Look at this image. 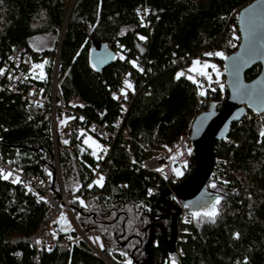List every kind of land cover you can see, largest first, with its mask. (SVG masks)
<instances>
[{
  "label": "trees",
  "instance_id": "obj_1",
  "mask_svg": "<svg viewBox=\"0 0 264 264\" xmlns=\"http://www.w3.org/2000/svg\"><path fill=\"white\" fill-rule=\"evenodd\" d=\"M247 1L0 0V67L18 46L34 57L53 56L64 25L59 87L67 104L112 125L120 105L110 95V88L123 71L137 73V91L123 124L130 127L129 145L136 159H142L175 142L189 129L201 106L222 102L226 91L219 87L205 92L203 104L196 83L184 76L176 79L177 70L208 49L232 50L224 28L234 22L230 11ZM143 7L146 14L141 16ZM41 35L52 36L50 44L37 46L36 38ZM141 36L146 39H139ZM100 45L123 52V59L97 69L89 53ZM132 61L140 62L141 68ZM257 70L252 66L244 75L249 78ZM262 131L264 111L249 112L231 123L227 135L213 142V168L206 189L214 196L192 213L211 207L219 196V215L214 223L193 218L185 224L172 254L155 228L153 264H264ZM74 141L72 137L68 145H59L57 154L67 192L84 185L92 173V158L80 152ZM0 153L28 174H37L44 166L53 169L48 108L31 106L21 94L0 89ZM111 157L115 167L104 175L103 186L87 187L70 204L83 230L98 229L106 247L127 248L134 257L132 264H137L145 258L149 224L159 215L156 199L166 182L154 171L137 168L119 139L112 144ZM192 166L191 153L190 169ZM149 184L157 186L151 194L147 193ZM44 207L43 201L19 184L0 178V264H109L78 245L36 251L32 233ZM158 219L168 224L167 219ZM61 226L57 222L53 231L62 230ZM67 227L66 223L63 229ZM74 232L73 228L70 233Z\"/></svg>",
  "mask_w": 264,
  "mask_h": 264
},
{
  "label": "built area",
  "instance_id": "obj_2",
  "mask_svg": "<svg viewBox=\"0 0 264 264\" xmlns=\"http://www.w3.org/2000/svg\"><path fill=\"white\" fill-rule=\"evenodd\" d=\"M238 7L239 6L230 11V16L234 22H228L224 28L225 40L231 49L237 46L240 39L235 21ZM139 14L144 16L146 14V8L143 7ZM61 32L63 33V31ZM62 33L58 39L53 56L44 54L34 57L26 51L24 46H18L11 51L6 62L0 67V89L21 94L31 106L48 108L49 128L53 142V150L58 148L59 145H68L73 137L75 139L74 145L78 150L90 155L93 160L91 176L84 185L72 192H67L61 180L60 169L58 170L56 162H54L53 169L44 166L37 174H28L22 167L10 164L6 160L5 155L0 153V168L4 169L5 172H12V178L19 176L21 182L17 184H19L26 193L35 196L45 204L42 217L32 233V245L36 251H39L41 248H59L60 250H67L73 245H78L88 252L102 258L109 264H125L127 260H131L133 263L134 257L127 248L115 247L110 249L106 247L103 236L98 229L83 230L73 215L70 201L74 198L81 197L89 185H96L94 181L100 176L104 177L109 170L115 167V161L111 157V148L112 144L117 139H119V144L121 146L126 147L131 162H133L137 168L142 167L146 170L156 172L165 180V187H171V185L183 179V175L190 170L191 153L189 154V150H191V144L189 140V129L184 131L175 142L167 144V147H164L158 153L142 159H136L135 153L129 145L130 127L123 124V117L126 113L128 104L137 91V73L131 70L123 71L114 85L110 88V95L112 97H118L115 99L119 101L120 105L117 118L112 125H107L105 122L89 117L80 109L67 104L60 91L58 78ZM208 52L216 53L217 51L215 49H208L204 51L202 55H197L195 57L200 59L207 57L217 62V71L219 75H217V72L211 70V81L206 77L200 76L198 72H189V64L177 70V73L184 72L185 78H187L188 75H193L195 77L198 82L196 83L198 92L213 91V89L219 88L221 84L223 85V89H225V78L221 66V57L219 59L216 55H205V53ZM115 54L117 58L124 57L123 52L116 51ZM195 57H193L192 60ZM45 61H47L43 69L45 79H38L36 77L39 75L40 70L33 69L32 66L34 64L44 63ZM136 66L141 68L142 65L140 62H137ZM125 80L133 85L131 89L126 88ZM217 80L219 83H217ZM198 84L202 87H198ZM122 89L127 93L126 98L121 92ZM225 93L223 94V98ZM199 100L202 101L203 104L206 103V99L203 96H200ZM202 109L203 106H201V110ZM249 112L260 114L263 111L254 112L252 110H246L244 115H249ZM62 120H67V124H61ZM81 132H83L84 135H81ZM87 137H91L101 145L103 149H106V151L103 152L96 150L97 156L102 158L97 159V156L92 155L94 149L84 143ZM64 140H67L68 143L65 144ZM175 165H178V168L182 169V175L175 174L174 169H177ZM48 173H51V176H49ZM12 178H10L9 181H12ZM209 184H213V181L209 180ZM29 188H31L32 191H29ZM149 190L155 192L157 186L149 184L147 186V193H150ZM40 197H43V199H40ZM169 197L180 206L177 223L178 234L176 238L178 240L181 232L185 231L184 225L193 219L192 212L189 210V207H185L186 204L181 203L173 193H171ZM62 210H64L69 221L72 223L75 229L74 233L57 235L56 232L49 229L48 225L51 224L53 226L52 222L60 218L59 216ZM69 237H71V239H69ZM95 237L100 238L99 242H94L93 238ZM38 240L41 243H37ZM101 244L103 247L100 246ZM123 253H126V255H123Z\"/></svg>",
  "mask_w": 264,
  "mask_h": 264
},
{
  "label": "water",
  "instance_id": "obj_3",
  "mask_svg": "<svg viewBox=\"0 0 264 264\" xmlns=\"http://www.w3.org/2000/svg\"><path fill=\"white\" fill-rule=\"evenodd\" d=\"M236 25L240 34L237 46L221 57L225 78L226 93L222 102H215L200 110L192 119L189 127V140L193 166L188 174L171 187H163L156 199L158 208L165 212L162 217H170L169 226L152 217L149 233L144 244L145 258L137 264H153L152 242L158 228L167 250L172 254L177 241V221L180 206L169 195L188 205L189 210L208 204L213 194L206 189V181L213 165L212 146L215 140L227 135L232 122L239 120L246 110L264 111V0H248L236 11ZM90 62L101 69L117 59L115 51L100 45L89 53ZM252 66L257 72L249 78L244 73ZM55 221L52 222L55 227ZM67 231H56L57 235L70 233L72 223L67 222Z\"/></svg>",
  "mask_w": 264,
  "mask_h": 264
},
{
  "label": "snow or ice",
  "instance_id": "obj_4",
  "mask_svg": "<svg viewBox=\"0 0 264 264\" xmlns=\"http://www.w3.org/2000/svg\"><path fill=\"white\" fill-rule=\"evenodd\" d=\"M139 39L144 40L146 38L141 36V37H139ZM233 46H235V45H233ZM205 55H207V56L216 55V56H221L222 57L224 54L222 52H216V53L208 52V53H205ZM121 59H123V57H121ZM46 63H47V61H45L44 63H40V64H34L32 66L33 69H39L40 70L39 75L36 78L45 79V75H44L43 69H44V65ZM132 63H133L134 66L136 65L135 61H132ZM197 66H200V67L197 68ZM208 68H211L213 71L217 72V75H219V72L216 69V65L209 64V63H206V62L201 63V61H199V60L193 61V67L189 69V72H198V74L200 76L206 77L209 81H211V78H212L211 74L208 71H206ZM140 70L143 71V69H140ZM184 75H185L184 72H179L176 75V79H180ZM187 79L192 80L193 83H198L193 75H188ZM217 83H219L218 80H217ZM125 85H126V88H128V89H131L133 87V85L127 80H125ZM198 87H202V86L198 84ZM220 87H221V89H223V85L222 84L220 85ZM121 92L126 98L127 97L126 91L124 89H122ZM205 94H206L205 91H200L199 92L200 96H204ZM114 98H118V97L114 96ZM61 124H67V120H62ZM81 135H84V133L81 132ZM260 135L264 136V131H262L260 133ZM64 143L67 144L68 141L64 140ZM84 143L86 145H88L89 147H92L94 149V151L92 152L93 156H97V151L96 150H99V151H102V152L106 151V149H103L102 146L99 145L91 137L85 138ZM165 147H167V146H165ZM190 153H191V150H189V154ZM100 158H102V157L97 156V159H100ZM174 172H175L176 175H182V173L180 172L179 169H174ZM48 174H49V176H51V173H48ZM12 177H13V173L12 172H5L4 169L0 168V178H2L3 180H9ZM103 180H104V177L100 176L96 181H94V183L96 185L102 187L103 186ZM20 182H21V180H20L19 176H15L14 178H12V183H20ZM89 187H92V185H89ZM212 187L215 188L216 185L212 184ZM28 190L32 191L31 188H29ZM149 192L151 194V190H149ZM40 199H43V197H40ZM221 199H222V197L217 196L215 198V202L211 204V207L205 208L203 211L193 212L192 213V217L194 219H201V221L206 218L209 222L214 223L215 222V218L219 215L218 205L221 203ZM80 202H81V204H83V201H80ZM185 207H188V205H185ZM59 219H60V221H63L65 223H67L66 217L64 216L63 213L61 214ZM56 222H59V221H56ZM63 230L67 231V228H64ZM236 235L238 237L239 234L237 233ZM69 239H71V237H69ZM93 239H94V242H99V240H100L99 237H95ZM37 243H41V242L38 240ZM100 246L103 247L102 244ZM123 255H126V253H123ZM125 264H132V261L131 260H127V261H125ZM173 264H175V261H173Z\"/></svg>",
  "mask_w": 264,
  "mask_h": 264
},
{
  "label": "rangeland",
  "instance_id": "obj_5",
  "mask_svg": "<svg viewBox=\"0 0 264 264\" xmlns=\"http://www.w3.org/2000/svg\"><path fill=\"white\" fill-rule=\"evenodd\" d=\"M63 29H61L60 31H59V36H58V39L60 38V35H61V31H63L64 30V25H63V27H62ZM51 40H52V36H48V35H41V36H38L37 38H36V41H35V43H36V45L38 46V45H40V44H50V42H51ZM217 52H219V51H217ZM223 54H225V53H223ZM220 59V58H219ZM195 60H199V61H201V63H204V62H206V63H209V64H214V65H216V69H217V62L214 60V59H210V58H207V57H203L202 59H200V58H198V57H195L190 63H189V67L190 68H192L193 67V61H195ZM221 60V59H220ZM219 61V60H218ZM200 66H197V68H199ZM212 69L211 68H208L206 71H208L209 73H210V71H211ZM59 79V78H58ZM57 80V79H56ZM54 151V154H53V156H54V162H56V166L58 167V170L60 169V165H59V160H58V156H57V154H58V148H55V150H53ZM176 166V168L177 169H179L180 170V172L182 171V169H180V168H178V165H175ZM191 170V169H190ZM189 170V171H190ZM60 172V171H59ZM60 177H61V174H60ZM61 180H62V177H61ZM209 183V182H208ZM65 214V212H64V210H62L61 211V213H60V216H61V214ZM73 215H74V213H73ZM59 216V217H60ZM58 217V218H59ZM75 217V216H74ZM76 219V218H75ZM58 220H60V219H58ZM66 220L67 221H69V219H68V217H66ZM162 222V221H161ZM177 223H178V221H177ZM49 226V229L50 230H54L53 229V226L50 224V225H48ZM91 229H96V228H91Z\"/></svg>",
  "mask_w": 264,
  "mask_h": 264
},
{
  "label": "flooded vegetation",
  "instance_id": "obj_6",
  "mask_svg": "<svg viewBox=\"0 0 264 264\" xmlns=\"http://www.w3.org/2000/svg\"><path fill=\"white\" fill-rule=\"evenodd\" d=\"M159 210V215L156 217V221H160L158 218H161V219H167L168 220V224H167V227L169 226V223H170V217L169 216H167V217H162V215L165 213V212H167V211H162V210H160V209H158ZM168 213V212H167ZM157 230H158V228H156Z\"/></svg>",
  "mask_w": 264,
  "mask_h": 264
},
{
  "label": "crops",
  "instance_id": "obj_7",
  "mask_svg": "<svg viewBox=\"0 0 264 264\" xmlns=\"http://www.w3.org/2000/svg\"><path fill=\"white\" fill-rule=\"evenodd\" d=\"M58 221H59V223H60V224H62V226H61V227H62V229H63V226H66V223H65V222H63V221H60V220H58ZM56 224H57V222L55 221V225H56Z\"/></svg>",
  "mask_w": 264,
  "mask_h": 264
}]
</instances>
